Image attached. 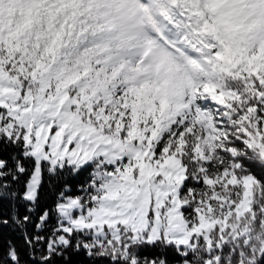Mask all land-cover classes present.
Segmentation results:
<instances>
[{
    "label": "snow or ice",
    "instance_id": "snow-or-ice-1",
    "mask_svg": "<svg viewBox=\"0 0 264 264\" xmlns=\"http://www.w3.org/2000/svg\"><path fill=\"white\" fill-rule=\"evenodd\" d=\"M0 264H264V0H0Z\"/></svg>",
    "mask_w": 264,
    "mask_h": 264
}]
</instances>
